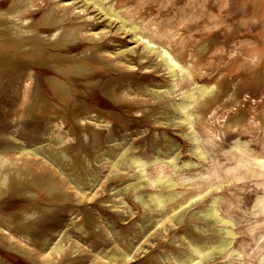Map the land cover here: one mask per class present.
I'll list each match as a JSON object with an SVG mask.
<instances>
[{
	"label": "rangeland",
	"instance_id": "1",
	"mask_svg": "<svg viewBox=\"0 0 264 264\" xmlns=\"http://www.w3.org/2000/svg\"><path fill=\"white\" fill-rule=\"evenodd\" d=\"M179 259L264 264V0H0V264Z\"/></svg>",
	"mask_w": 264,
	"mask_h": 264
},
{
	"label": "bare ground",
	"instance_id": "2",
	"mask_svg": "<svg viewBox=\"0 0 264 264\" xmlns=\"http://www.w3.org/2000/svg\"><path fill=\"white\" fill-rule=\"evenodd\" d=\"M102 5V4H101ZM104 10H106L104 7H102ZM107 11V14H111V15H115V14H113L111 11H109V10H106ZM121 24L123 25V26H126L127 24H125L124 22H121ZM129 30H131L132 32H133V34H132V36H133V38H134V41L135 42H138L139 41V37L137 36V33H136V29H135V27H132V26H129ZM146 49L147 50H152L153 48H151V47H146ZM163 61L165 62V63H167L168 64V68H170L171 69V71H172V73L173 74H175V63L174 62H171L172 60L171 59H168V58H166V57H163ZM208 89L207 88H201V91L202 92H206ZM178 110H179V113H180V116H179V118L182 120V121H187L188 120V118L186 117V115L184 114L185 113V107L184 106H178ZM194 151L195 152H198L199 153V149L198 148H195L194 149ZM172 161H174V160H172ZM133 162L134 163H141V164H144L141 160H139L138 158H133ZM171 185H173L172 183H170V184H168L167 186H171ZM163 198L158 194V193H156V194H153L152 195V201L154 202V204L155 205H160L162 202H163V200H162ZM213 209H210V210H208V215H210V216H212L213 215ZM228 235H229V233H228ZM227 244L228 243H225V242H222V243H220V244H217L218 246H216V248L215 249H217L218 251H223L226 247H227ZM213 250L214 249H212V248H209V247H203V248H201V249H197V247L196 246H191L190 247V251H197L201 256H203V257H206V256H209L210 254H212V252H213ZM190 259H189V257H188V260L187 261H189ZM178 262H179V264H185L186 263V261H184V260H181V259H179L178 260Z\"/></svg>",
	"mask_w": 264,
	"mask_h": 264
}]
</instances>
